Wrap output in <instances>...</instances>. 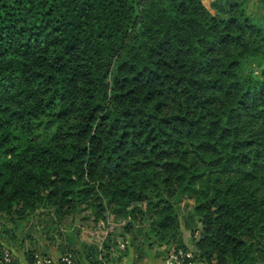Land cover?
I'll use <instances>...</instances> for the list:
<instances>
[{
	"label": "trees",
	"instance_id": "1",
	"mask_svg": "<svg viewBox=\"0 0 264 264\" xmlns=\"http://www.w3.org/2000/svg\"><path fill=\"white\" fill-rule=\"evenodd\" d=\"M39 212L125 220L74 264H264V0H0V226Z\"/></svg>",
	"mask_w": 264,
	"mask_h": 264
},
{
	"label": "rangeland",
	"instance_id": "2",
	"mask_svg": "<svg viewBox=\"0 0 264 264\" xmlns=\"http://www.w3.org/2000/svg\"><path fill=\"white\" fill-rule=\"evenodd\" d=\"M203 1L207 7L210 6V2L208 3L207 0ZM252 70L257 73L259 69L253 66ZM187 202L189 205L193 204V201L191 200ZM184 205L185 202H183L179 207V217L181 222L182 216L187 211ZM87 214V212H84L80 214V216H86ZM88 216L89 219H82L81 221L80 218L76 216L73 218H64L62 220L54 219L52 221L49 218V215L44 212H39L31 215L24 222H21V224H18L17 222L14 223V227L2 223L3 226H0V228L3 230H1L0 235L3 236L2 238L3 240L5 239V242L3 241L4 243L1 242V244L12 252L18 264V259L23 261L25 260L22 257H24L25 251L27 250H33L34 252H47L55 250L58 253H63L66 250H74L79 248V241L86 240V242H90L91 240H87L86 236H89V233L90 235L93 234L96 230V224L91 222V215ZM0 221L3 222V219L1 218ZM78 223L81 224L79 227L76 226ZM183 235L186 246L193 249L189 231L184 230ZM119 242L125 243L126 249L130 248V253L125 255L123 258H120L121 263L127 262L129 254L130 259L134 257V260H136L138 258L135 246L131 244L129 234H126L125 237H117V244ZM156 246L157 245L155 244L151 246L144 245V255L142 258H138V260H136L138 262L137 264H146L149 262V259L153 257H158L159 260L160 256L155 253L157 250ZM113 256H115V254H113ZM114 263L116 262H111V264Z\"/></svg>",
	"mask_w": 264,
	"mask_h": 264
},
{
	"label": "built area",
	"instance_id": "3",
	"mask_svg": "<svg viewBox=\"0 0 264 264\" xmlns=\"http://www.w3.org/2000/svg\"><path fill=\"white\" fill-rule=\"evenodd\" d=\"M125 220L114 219L113 215L109 214L105 219H99L96 224V230L89 236L93 241L100 244L108 233L116 231L119 232L123 227ZM118 247L123 249L125 244L119 242ZM164 254L160 256L154 264H206L202 259L195 257L194 251L191 248L170 247L168 249L162 248ZM13 263L18 264L12 252L0 244V264ZM135 262L134 264H137ZM27 264H74V259L69 253H63L57 257H52L49 254L40 252H32L30 261Z\"/></svg>",
	"mask_w": 264,
	"mask_h": 264
},
{
	"label": "crops",
	"instance_id": "4",
	"mask_svg": "<svg viewBox=\"0 0 264 264\" xmlns=\"http://www.w3.org/2000/svg\"><path fill=\"white\" fill-rule=\"evenodd\" d=\"M212 0H207V2L209 3V2H211ZM250 4H252V3H250ZM184 236V235H183ZM3 236L2 235H0V243L2 242V243H4L5 242V239L3 240V238H2ZM87 238V240H92L93 241V239H92V237H89V236H86ZM184 238V237H183ZM4 241V242H3ZM84 241H86V240H84ZM6 245V244H5ZM9 246V245H8ZM44 253H47V254H49V255H51L52 257H57L58 255H60L61 254V252L60 253H58L57 251H55V250H50V251H47V252H44ZM129 253H130V251H129ZM130 257V254L128 255V260H127V262L126 263H121V261H119V262H116L115 264H133V263H135V262H137L136 260H138V258L136 259V260H134V257L133 258H129ZM23 259H25L24 257H22ZM158 260V257L157 258H150L149 259V262H147L146 264H154L156 261ZM18 261H19V264H27V262H25V260L23 261V260H20V259H18Z\"/></svg>",
	"mask_w": 264,
	"mask_h": 264
}]
</instances>
